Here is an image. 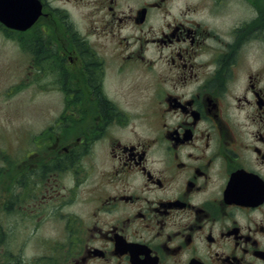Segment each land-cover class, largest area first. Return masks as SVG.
<instances>
[{"label":"flooded vegetation","instance_id":"af4514ba","mask_svg":"<svg viewBox=\"0 0 264 264\" xmlns=\"http://www.w3.org/2000/svg\"><path fill=\"white\" fill-rule=\"evenodd\" d=\"M40 1L0 22V264H264V0Z\"/></svg>","mask_w":264,"mask_h":264},{"label":"rangeland","instance_id":"374dc122","mask_svg":"<svg viewBox=\"0 0 264 264\" xmlns=\"http://www.w3.org/2000/svg\"><path fill=\"white\" fill-rule=\"evenodd\" d=\"M137 1H140V0H137ZM52 3L57 4L59 2L52 0ZM123 3L125 5V8H128L127 5H128V3H130V1L124 0ZM68 8H69L68 12L70 13L72 18L76 22H81L82 13H84L85 11L87 13H89V9H90L88 5L85 6L86 10L78 8V7H73V6H68ZM86 18H88V20L91 19V17H89L88 14H87ZM83 26H87V19L84 21ZM95 38L96 37L93 36V37H91V40L93 41V40H95ZM99 40L101 41L100 38H99ZM4 48L8 49V45L5 46ZM251 57H254V55L252 54ZM251 57L249 55V58L247 59V61L248 60L249 61H254L253 59H251ZM243 71H244V67H243ZM134 73L137 74V69L136 68H135ZM239 78H240V82H242V78H244V73L242 71L239 74ZM58 99H59V94L57 92H55V112L56 113L59 110V108L57 107ZM49 103H50V95H49V93L43 92V91H39L38 92V103H37L38 104L37 106H38L39 115H40L41 111H45L46 112L47 108L49 107ZM31 109H34V108H31ZM38 122H39V118H38ZM10 217L13 218V216H10ZM44 234L47 235V233H44ZM40 237H43V236H40ZM16 241H17V235L16 234L12 233L10 235H5V242L3 243L2 248L0 246V251L5 250L9 246V244L11 246V251H14L15 250ZM35 253H36L35 249L31 245H27L25 248H23V254L26 255L27 257H31L32 255H35Z\"/></svg>","mask_w":264,"mask_h":264},{"label":"water","instance_id":"95a60500","mask_svg":"<svg viewBox=\"0 0 264 264\" xmlns=\"http://www.w3.org/2000/svg\"><path fill=\"white\" fill-rule=\"evenodd\" d=\"M8 4V2H6ZM36 8L38 9V5L33 4V6L30 8L29 5L23 4V7L20 11V14L25 17L28 14H35ZM17 10L15 7L9 8L6 4H4L3 0H0V20H2L7 25L15 24L17 21ZM26 26V25H25ZM24 27V26H23Z\"/></svg>","mask_w":264,"mask_h":264},{"label":"trees","instance_id":"16d2710c","mask_svg":"<svg viewBox=\"0 0 264 264\" xmlns=\"http://www.w3.org/2000/svg\"><path fill=\"white\" fill-rule=\"evenodd\" d=\"M31 43H32V46L38 47L40 49L39 51L42 52V44L41 43L37 44V43H34L32 41H31ZM99 105H100L102 111H104V114H105L106 113L105 103L103 101H101V102H99Z\"/></svg>","mask_w":264,"mask_h":264},{"label":"bare ground","instance_id":"6f19581e","mask_svg":"<svg viewBox=\"0 0 264 264\" xmlns=\"http://www.w3.org/2000/svg\"><path fill=\"white\" fill-rule=\"evenodd\" d=\"M263 15H264V13H263ZM263 20V19H262Z\"/></svg>","mask_w":264,"mask_h":264}]
</instances>
